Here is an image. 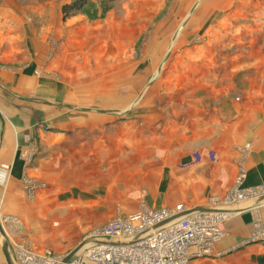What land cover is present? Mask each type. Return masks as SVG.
Returning <instances> with one entry per match:
<instances>
[{
    "label": "crops",
    "instance_id": "1",
    "mask_svg": "<svg viewBox=\"0 0 264 264\" xmlns=\"http://www.w3.org/2000/svg\"><path fill=\"white\" fill-rule=\"evenodd\" d=\"M17 4L14 0L0 1V200L7 215L25 224L36 214L37 219H46L56 206H49L44 199L71 191L69 179L82 176L93 181L106 160L112 182L134 181L138 190L144 187L150 191L143 209L206 207L209 197L223 196L233 187L240 161L245 172L243 186H264V79H259L264 68H258L264 64V56L259 57L260 53L253 54V62L246 64L244 58L221 62L224 73L214 77L210 76L209 64L215 63L210 58L201 59L210 60L207 74L201 70H206L208 62L177 64V74H171L173 81H168L178 91L179 87L195 88L202 80L207 88L200 92L189 89L188 96L179 92L168 103L162 99L166 104L162 112L152 110L138 116L137 123L130 115L129 74H119L121 80L108 76L107 81L90 78L88 83L75 84L55 74L78 69L72 65L84 56L79 47L91 44L99 48L98 31L83 33L79 42L74 31L51 32L44 27L36 32L29 19L18 13ZM52 17L53 22L59 21L58 12ZM247 65L252 66L246 70L253 72L250 78L231 75L232 70ZM206 79L220 82L219 87L205 83ZM121 91L118 102L123 105L117 108L115 95ZM235 95H242V99L238 101ZM126 102L130 104L125 106ZM145 102L149 106L152 100ZM247 142L251 150L243 154ZM203 150H215L218 161L192 164L191 155ZM31 153L35 155L31 157ZM147 157L154 159L151 169H147ZM133 158H139L136 166ZM3 166L11 167L6 184L1 181ZM24 178L44 186L45 192L41 190L37 196L42 203L37 210L28 206L22 191ZM80 198L72 202L83 201L84 205L85 199ZM234 213L225 223L227 234L216 241L212 256L194 264H264V245H243L255 233V214L243 209ZM87 224L75 222L72 226L80 231ZM238 246L241 249L237 250ZM3 259L2 248L0 264Z\"/></svg>",
    "mask_w": 264,
    "mask_h": 264
},
{
    "label": "rangeland",
    "instance_id": "2",
    "mask_svg": "<svg viewBox=\"0 0 264 264\" xmlns=\"http://www.w3.org/2000/svg\"><path fill=\"white\" fill-rule=\"evenodd\" d=\"M14 1L18 3L16 7L18 13L25 20L29 19V24L35 27L36 32L43 30L44 27L51 29V32L74 31L78 32V35L73 36H77V42H79L81 37H84L83 33L90 34L98 31L100 34L97 37L101 42L99 48L91 44L84 46L83 49L78 46L79 52L84 54L78 59L79 63L72 65L77 66L78 69L60 70L55 74L58 79L65 77L72 83H88L90 78L107 81L108 76L113 81L115 78L121 80L123 77L118 76L119 74L124 72L129 74L132 100L131 104L126 102L125 106L131 105L130 115L133 122L137 123L140 116L147 115L152 110L162 112L163 106H166L162 103L164 101L162 99L168 103L170 98L178 96L179 92L188 96L192 90L200 92L207 88L203 86L202 80L195 88L179 87L180 91H178L177 86H172L171 77V74H177L179 68L177 64L208 62L207 65L204 64L206 70H201V73L207 74L212 69L210 76L214 77L224 73L221 62H227V59L244 58L243 63L246 64L253 62L250 60L253 54L255 56L256 53H260L259 57L264 56V0H115L110 3L106 0H87V5L81 11L71 14L66 19L63 7L76 0ZM56 12L59 14L58 24L53 22L52 17ZM54 42L57 49L58 40ZM204 57L212 59L211 62L215 64H209L210 60H201ZM84 58L91 61L84 63ZM259 67L263 69L264 64H258ZM182 68L187 70L185 67ZM249 68L252 66L247 65L236 71L232 70L231 75L234 74L237 78H250L251 76L248 75L253 72L248 74L246 70ZM170 79L171 82L168 81ZM259 79H264V74ZM215 81L206 79L205 83L211 82L213 86L219 87L220 82ZM120 95H123L122 91L116 92L115 106L117 108L123 105L118 102ZM241 96L237 98L235 95L238 101L242 99ZM150 99L151 104L145 105L147 103L145 100ZM250 146L248 142L244 144L243 154L250 152ZM36 153L38 154V151ZM33 154L35 155L31 153V157L34 156ZM26 158L30 162L29 156ZM150 159L147 157V169H151L154 163L152 161L154 159ZM205 160L211 163L217 162V152L203 150L191 155L192 164L198 165ZM132 161L133 165L136 163V166L139 158L138 160L133 158ZM101 163L105 166L101 168L100 174L95 176L93 181H87L82 176L77 180L69 179L67 185L72 186L71 191L63 195L58 193L55 198H52L53 200L44 199L49 206H56L54 214H49L46 219H37L36 214L25 224L18 218L7 215L1 208L3 204L0 200V222L6 236L0 233L1 256L5 243L9 245L13 264L17 263V246H26L34 252H40L39 254L67 256L79 245H84L90 234L97 228L111 220L124 218L133 210L139 208L142 210L147 206L149 190L144 187H141V191L138 190L139 184L134 181L128 184L118 180L112 182V179L107 176V160ZM1 170L5 173L1 181L6 184L11 167L3 166ZM238 170L239 174L233 187L223 196L209 197L207 206L201 208L229 216L227 221L236 211L239 212L242 209L250 211L255 214V233L250 234L243 245L245 247L264 245V240L259 239L264 232V186L246 188L243 182L238 188V178L244 171L241 161ZM136 177L133 175V178ZM23 180L22 191L25 193L28 206L39 209L42 203L37 196L41 190L45 192L43 184L31 178ZM236 191L244 192V197L238 196L239 193H235ZM235 195L238 197L235 198ZM80 197L85 199L84 205H82L83 201L79 204L72 202ZM92 220H94L93 223H91ZM75 222L89 223L87 224L89 226L77 231L72 226ZM238 249L241 248L238 246ZM1 264H6L4 259Z\"/></svg>",
    "mask_w": 264,
    "mask_h": 264
},
{
    "label": "built area",
    "instance_id": "3",
    "mask_svg": "<svg viewBox=\"0 0 264 264\" xmlns=\"http://www.w3.org/2000/svg\"><path fill=\"white\" fill-rule=\"evenodd\" d=\"M242 172L237 181L238 188L245 180V172ZM235 193L241 197L245 195L241 191ZM193 210H186L183 206L142 209L111 220L94 230L65 264H194L197 260L209 258L216 241L226 236L225 223L229 216L215 211ZM185 212L189 213L173 219ZM261 236L259 239L264 240V232ZM65 258L17 246L15 263L64 264Z\"/></svg>",
    "mask_w": 264,
    "mask_h": 264
},
{
    "label": "water",
    "instance_id": "4",
    "mask_svg": "<svg viewBox=\"0 0 264 264\" xmlns=\"http://www.w3.org/2000/svg\"><path fill=\"white\" fill-rule=\"evenodd\" d=\"M193 211L212 212L214 210H208V209H205V208H197V209H195ZM187 213H189V212H185L183 214H180V215L176 216L173 219H177V218H179L181 216L186 215ZM0 233L2 234V236H4V234H5L1 223H0ZM82 246L83 245H79L74 251H72L70 254H68L66 256V258L64 259L63 263L65 264V263L69 262L70 259L82 248ZM3 254H4V257H5L6 264H13L12 258H11L10 252H9V245L7 243H5L4 246H3Z\"/></svg>",
    "mask_w": 264,
    "mask_h": 264
},
{
    "label": "trees",
    "instance_id": "5",
    "mask_svg": "<svg viewBox=\"0 0 264 264\" xmlns=\"http://www.w3.org/2000/svg\"><path fill=\"white\" fill-rule=\"evenodd\" d=\"M108 3L115 0H106ZM87 5V0H76L69 5H65L63 7L64 18L66 19L68 16L75 12L81 11Z\"/></svg>",
    "mask_w": 264,
    "mask_h": 264
},
{
    "label": "bare ground",
    "instance_id": "6",
    "mask_svg": "<svg viewBox=\"0 0 264 264\" xmlns=\"http://www.w3.org/2000/svg\"><path fill=\"white\" fill-rule=\"evenodd\" d=\"M1 223V222H0ZM2 225V224H1ZM2 228H3V226H2ZM5 233V232H4ZM4 237H5V234H4Z\"/></svg>",
    "mask_w": 264,
    "mask_h": 264
}]
</instances>
